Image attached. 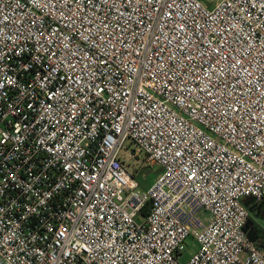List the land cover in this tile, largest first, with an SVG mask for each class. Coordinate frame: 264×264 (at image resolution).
Listing matches in <instances>:
<instances>
[{"label": "built area", "instance_id": "1", "mask_svg": "<svg viewBox=\"0 0 264 264\" xmlns=\"http://www.w3.org/2000/svg\"><path fill=\"white\" fill-rule=\"evenodd\" d=\"M246 198L264 0H0V264H264Z\"/></svg>", "mask_w": 264, "mask_h": 264}, {"label": "rangeland", "instance_id": "2", "mask_svg": "<svg viewBox=\"0 0 264 264\" xmlns=\"http://www.w3.org/2000/svg\"><path fill=\"white\" fill-rule=\"evenodd\" d=\"M211 5V2L208 3ZM134 145L129 140L125 141L123 148L120 150V157L122 158L125 168L132 175H137V173L141 174L140 183H139V191L141 196L145 197V190L147 186L153 181L157 169L154 166H141V161L144 157L143 153H139L137 158H134L130 155L132 152ZM260 231L264 233V219L257 221ZM197 245L195 240L192 237L186 238L183 244V250L179 257V261L181 263H185L188 257L196 250Z\"/></svg>", "mask_w": 264, "mask_h": 264}, {"label": "water", "instance_id": "3", "mask_svg": "<svg viewBox=\"0 0 264 264\" xmlns=\"http://www.w3.org/2000/svg\"><path fill=\"white\" fill-rule=\"evenodd\" d=\"M253 203H254V198H246L243 200L244 206H246L251 213L255 212L254 216L258 215L257 212L261 208L262 209V215H260V218H263L264 217V199L260 200L256 206H254ZM242 230L245 233L247 239L251 243H255L259 248L264 250V245L261 243H258L259 238H258L256 229L253 226L252 219H250V218L247 219Z\"/></svg>", "mask_w": 264, "mask_h": 264}, {"label": "flooded vegetation", "instance_id": "4", "mask_svg": "<svg viewBox=\"0 0 264 264\" xmlns=\"http://www.w3.org/2000/svg\"><path fill=\"white\" fill-rule=\"evenodd\" d=\"M257 214H258L257 216H254L255 212H252V213H250V216H249V218L252 219V221H253V226L255 227L256 231H258V223H257V221L264 219V218H260V215H262V209L261 208L258 210ZM259 241L260 240H258V242Z\"/></svg>", "mask_w": 264, "mask_h": 264}, {"label": "crops", "instance_id": "5", "mask_svg": "<svg viewBox=\"0 0 264 264\" xmlns=\"http://www.w3.org/2000/svg\"><path fill=\"white\" fill-rule=\"evenodd\" d=\"M253 204H254V206H256V205L258 204V202H254ZM263 218H264V217H263ZM258 228H259V226H258ZM256 232H258L257 234H258V238H259V240H260L258 243H261V244L264 245V233H262V232L260 231V229H259V231H256Z\"/></svg>", "mask_w": 264, "mask_h": 264}, {"label": "trees", "instance_id": "6", "mask_svg": "<svg viewBox=\"0 0 264 264\" xmlns=\"http://www.w3.org/2000/svg\"><path fill=\"white\" fill-rule=\"evenodd\" d=\"M139 183H140V179H139ZM148 210V202H146V204L143 206L142 210H141V213L142 214H145ZM259 231V229H258Z\"/></svg>", "mask_w": 264, "mask_h": 264}]
</instances>
